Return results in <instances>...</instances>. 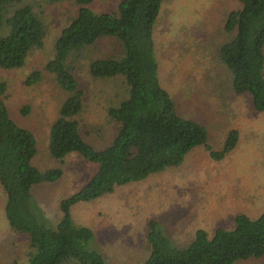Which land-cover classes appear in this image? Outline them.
<instances>
[{
    "label": "trees",
    "instance_id": "1",
    "mask_svg": "<svg viewBox=\"0 0 264 264\" xmlns=\"http://www.w3.org/2000/svg\"><path fill=\"white\" fill-rule=\"evenodd\" d=\"M163 2L120 0L113 12H99L92 8L93 0H75V11L68 15L55 40L45 69L68 96L51 125L49 152L62 162L78 153L95 166L90 179L61 201L62 218L56 225L44 222L32 195L35 186L60 179L64 170L56 167L43 171L34 164L37 138L11 116L5 101L7 83L0 81L4 213L9 226L25 234L29 243L26 262L14 264H106L104 254L93 246L94 231L73 221L76 204L179 166L197 146H204L216 161L237 147L239 130L233 128L222 147L215 149L209 143L207 127L183 116L163 86L155 42V25ZM238 2L239 7L226 17L224 29L229 38L219 45L218 57L227 72L230 91L248 95L253 109L264 112V0ZM46 37L45 22L32 4L0 0V70L22 68L32 52L44 48ZM103 39L113 41L115 52L90 59L88 71L95 79L123 78L127 96L108 108V119L118 125L117 133L110 144L98 148L82 133L84 91L75 62L84 49ZM41 79L42 72L35 70L25 82L34 85ZM146 239L150 254L141 264H236L264 257V212L257 218L238 214L234 226L218 227L212 233L200 228L185 247L174 244L161 222L151 219Z\"/></svg>",
    "mask_w": 264,
    "mask_h": 264
},
{
    "label": "rangeland",
    "instance_id": "2",
    "mask_svg": "<svg viewBox=\"0 0 264 264\" xmlns=\"http://www.w3.org/2000/svg\"><path fill=\"white\" fill-rule=\"evenodd\" d=\"M119 1L93 0L91 6L99 12H113ZM25 2L32 4L45 22V46L32 52L22 68L1 69L0 81L7 83L5 101L11 116L37 138L34 164L43 171L64 170L60 179L33 189L32 202L44 222L52 226L62 218L61 201L77 192L95 171L78 153L62 162L49 152L50 128L68 93L45 65L76 5L75 0ZM238 7V0H164L155 25L163 86L183 116L207 127L209 143L215 149L222 147L233 128L239 130V142L220 161L212 159L204 146H197L179 166L76 204L73 221L94 231L93 246L104 254L106 264H141L150 254L146 234L151 219L161 222L174 244L185 247L200 228L212 233L218 227L234 226L238 214L257 218L264 212V112L253 109L248 95L230 91L227 72L218 57L219 45L229 38L224 29L226 17ZM115 49L113 41L103 39L84 49L75 62L84 91L82 133L98 148L110 144L117 133L118 125L109 121L107 110L127 96V86L120 77L95 79L88 63L113 54ZM35 70L42 72V79L27 85L26 77ZM5 201L0 184V264L26 262L28 239L9 226ZM236 264H264V257Z\"/></svg>",
    "mask_w": 264,
    "mask_h": 264
}]
</instances>
